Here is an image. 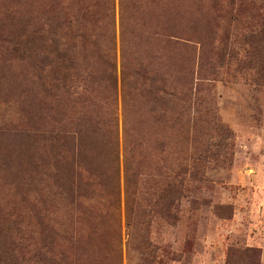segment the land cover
I'll list each match as a JSON object with an SVG mask.
<instances>
[{
	"label": "rangeland",
	"instance_id": "rangeland-1",
	"mask_svg": "<svg viewBox=\"0 0 264 264\" xmlns=\"http://www.w3.org/2000/svg\"><path fill=\"white\" fill-rule=\"evenodd\" d=\"M89 7L69 70L8 52ZM249 249L264 264V0H0V264Z\"/></svg>",
	"mask_w": 264,
	"mask_h": 264
},
{
	"label": "trees",
	"instance_id": "trees-1",
	"mask_svg": "<svg viewBox=\"0 0 264 264\" xmlns=\"http://www.w3.org/2000/svg\"><path fill=\"white\" fill-rule=\"evenodd\" d=\"M83 14L85 21L79 16L81 23L78 22L64 28L61 27L58 32L44 28L27 31L23 28V32L18 35L17 40L12 43L13 45L8 52L23 55L28 53L43 54L55 67L62 66L64 70H69L72 68L68 54L69 49L77 47L80 43L91 44L94 39L91 28L95 23V10L89 7L88 11ZM122 75L123 81H125L127 77L126 69H123ZM68 77V73H64V77L58 78L56 81H65ZM147 79L149 80L148 94L152 96L151 100L158 101L160 98H157V92H153L157 89V80L154 77H148ZM160 89H165L164 84ZM258 253V250L249 249L241 252L240 255H242L244 261H248V264H260V255ZM234 257L235 254L233 252L231 261H234Z\"/></svg>",
	"mask_w": 264,
	"mask_h": 264
}]
</instances>
